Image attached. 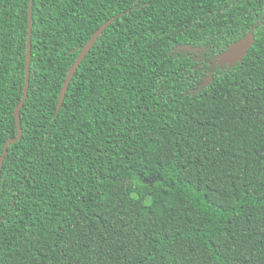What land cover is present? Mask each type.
<instances>
[{
	"label": "trees",
	"instance_id": "1",
	"mask_svg": "<svg viewBox=\"0 0 264 264\" xmlns=\"http://www.w3.org/2000/svg\"><path fill=\"white\" fill-rule=\"evenodd\" d=\"M28 12L0 0V155L19 130ZM251 29L243 59L220 64ZM20 122L0 264H264V0H33Z\"/></svg>",
	"mask_w": 264,
	"mask_h": 264
},
{
	"label": "water",
	"instance_id": "2",
	"mask_svg": "<svg viewBox=\"0 0 264 264\" xmlns=\"http://www.w3.org/2000/svg\"><path fill=\"white\" fill-rule=\"evenodd\" d=\"M32 5L33 0H29V12H28V28H27V45H26V57H25V81H24V88H23V95L20 100V102L16 105L14 110V116L16 120V124L19 128L18 133L15 137H10L6 140V142L3 145V149L0 155V175L2 170L3 161L5 158V155L7 153L8 146L21 137L22 129H21V122H20V109L24 103V101L27 98L28 94V87H29V79H30V58H31V30H32ZM112 22V18L104 22L89 38V40L84 44L82 49L80 50L77 58L75 59L74 63L71 65V67L68 70V73L66 75L64 84L60 90L59 99H58V105H57V111L60 109L64 96L66 94V91L68 89L69 83L77 70V68L80 65V62L83 60L85 55L89 52L92 45L97 40L98 36L103 32V30ZM254 43V33L253 29H251L245 36L238 39L237 41L230 44V46L223 51L218 56V61L220 64H227L229 66H233L236 63L240 62L245 53L248 51V49L253 45ZM211 77H208L206 80H204L203 84H207L210 81Z\"/></svg>",
	"mask_w": 264,
	"mask_h": 264
},
{
	"label": "clouds",
	"instance_id": "3",
	"mask_svg": "<svg viewBox=\"0 0 264 264\" xmlns=\"http://www.w3.org/2000/svg\"><path fill=\"white\" fill-rule=\"evenodd\" d=\"M131 187H132V191H130L129 194H128L129 195V199L135 201V200L138 199L136 189L141 188L142 186L140 185L139 181H137L136 179H133ZM151 202H152L151 201V197L145 196L144 203L145 204H150Z\"/></svg>",
	"mask_w": 264,
	"mask_h": 264
}]
</instances>
